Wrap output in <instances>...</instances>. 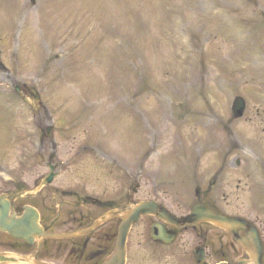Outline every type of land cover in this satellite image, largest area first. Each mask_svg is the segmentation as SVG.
Returning a JSON list of instances; mask_svg holds the SVG:
<instances>
[{"label":"rangeland","instance_id":"obj_1","mask_svg":"<svg viewBox=\"0 0 264 264\" xmlns=\"http://www.w3.org/2000/svg\"><path fill=\"white\" fill-rule=\"evenodd\" d=\"M16 86L39 94L37 112ZM235 96L246 112L231 121ZM51 125L55 150L40 144ZM233 144L264 157V0H0V195L10 194L16 212L35 208L56 234L142 201L184 215ZM51 154L59 175L34 193ZM227 169L212 192L220 208L231 214L249 199L262 208L261 182L250 177L242 191L250 180ZM118 224L94 231L85 251H109ZM140 230L128 240L131 261L151 250L137 249ZM84 240L43 243L31 258L35 245L0 233V264H71Z\"/></svg>","mask_w":264,"mask_h":264},{"label":"flooded vegetation","instance_id":"obj_2","mask_svg":"<svg viewBox=\"0 0 264 264\" xmlns=\"http://www.w3.org/2000/svg\"><path fill=\"white\" fill-rule=\"evenodd\" d=\"M212 143L208 144V147L206 146L209 149L206 152L211 150L210 146H212ZM214 145L219 146V143H214ZM216 149L217 147H214L213 152ZM234 150L243 152L244 148L233 144V149L221 160L219 167L217 166V162L212 164L213 170L216 171L212 179L213 183L211 188H213H207L202 193V197H200L201 192L197 188L195 190V197L197 199L188 209L190 210L193 206L201 205L204 209L215 215L244 220L247 224L245 230L236 227V230H239L238 236L246 241H250L248 236L249 227L256 230L261 245L260 264H264V205L260 209H252V199H249V207L238 208L236 206L232 213L227 215L220 208L217 199L212 194L214 192L213 189L216 191L220 187L225 186V184H221L219 177L222 172L228 170L227 168L238 170L240 176L250 180L245 187L241 188L242 191L252 189L253 186L250 183L253 179L251 180L250 177L260 181L261 184L258 182L256 184L261 187L263 186L262 189L264 191V157L252 156L254 151L251 146L249 148L251 155L249 154L248 158H244V160L238 159V157L229 158V154ZM236 183L235 190L239 191V179ZM186 207L187 205H185ZM138 225L137 228L140 227L141 230L136 233L135 237L137 249L146 247L145 243H147V246L151 247V250L149 253H142V256L139 254L134 255V259L131 261L127 246L125 264H136L134 260L140 261L142 264H195V256L202 257V264H216L221 259L228 264H253L254 255L244 251L233 242L226 241L224 245H218L220 244V238L215 234L218 229L212 225L199 223L197 225L186 224L183 226L169 227L166 224L161 225L158 221L152 219L142 221ZM163 235H174V241L166 246L161 239L159 240V237L161 238ZM212 237H215L214 242H211ZM105 257L106 253H75L73 254L71 264H102Z\"/></svg>","mask_w":264,"mask_h":264},{"label":"water","instance_id":"obj_3","mask_svg":"<svg viewBox=\"0 0 264 264\" xmlns=\"http://www.w3.org/2000/svg\"><path fill=\"white\" fill-rule=\"evenodd\" d=\"M37 101L38 97H34ZM244 109V103L241 99L236 98L233 106L232 112L234 117H240ZM52 176L48 175L44 181L43 185L51 183ZM124 210V211H123ZM118 211H123L124 216L121 218V223L118 227L115 246L111 251L110 255L105 259L103 264H124L125 259V242L130 227L135 224L140 216L144 215H154L158 219L165 221L166 223H177L185 221H206L214 222L225 229H230L234 224L237 223L236 220H228L221 217H216L203 209L193 208L190 216L183 218L181 220L175 219L168 215L164 210L160 209L155 203H139L134 206H126L124 209L120 208ZM103 221L94 222L88 229L79 232L76 235H51L46 234L42 228L39 226L38 213L32 208L25 207L23 213L20 217L15 215H9V205L5 202V196L0 197V231L7 233L15 239L23 240L29 246H32L35 241L40 243L43 240H69L74 237H79L85 235L92 229L99 226ZM251 242L248 245L243 243L244 247H248L252 254L254 255V264H260V252L261 247L255 234L252 230L250 233Z\"/></svg>","mask_w":264,"mask_h":264}]
</instances>
